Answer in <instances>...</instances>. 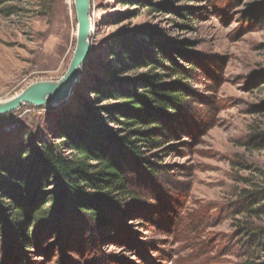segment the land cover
Listing matches in <instances>:
<instances>
[{
  "label": "rangeland",
  "instance_id": "rangeland-1",
  "mask_svg": "<svg viewBox=\"0 0 264 264\" xmlns=\"http://www.w3.org/2000/svg\"><path fill=\"white\" fill-rule=\"evenodd\" d=\"M1 1L4 103L35 83L60 81L78 21L75 0H17L14 10ZM90 2V57L70 98L0 116V154L37 147L63 109L98 103L92 89L100 81L139 88L150 70L106 73L128 40L152 37L194 68L188 100L162 121L161 147L146 150L157 172L130 173L134 197L107 208L109 224L63 218L59 229H34L42 236L29 247L2 242L0 264L264 263V0Z\"/></svg>",
  "mask_w": 264,
  "mask_h": 264
},
{
  "label": "trees",
  "instance_id": "trees-1",
  "mask_svg": "<svg viewBox=\"0 0 264 264\" xmlns=\"http://www.w3.org/2000/svg\"><path fill=\"white\" fill-rule=\"evenodd\" d=\"M16 1L1 2L14 10ZM112 58L118 68L106 70L110 77L142 69L152 74L139 88L127 82L111 88L100 81L92 89L98 103L81 101L63 109L56 126L43 139L36 138L37 147L21 144L0 154V244L7 240L29 247L42 236L34 229H59L63 218L84 216L107 225L112 220L107 208L134 197L130 173L157 172L146 150L161 147L162 121L173 118L188 100L194 68L183 67L152 37L137 44L128 40ZM105 101L116 103L102 106ZM257 230L264 233V228ZM261 244L264 248V240Z\"/></svg>",
  "mask_w": 264,
  "mask_h": 264
},
{
  "label": "water",
  "instance_id": "water-1",
  "mask_svg": "<svg viewBox=\"0 0 264 264\" xmlns=\"http://www.w3.org/2000/svg\"><path fill=\"white\" fill-rule=\"evenodd\" d=\"M75 9L78 21L77 47L66 74L58 83H35L7 102L0 103V116L7 115L24 105L41 107L51 103L61 104L70 98L91 52L89 40L92 30L90 0H75Z\"/></svg>",
  "mask_w": 264,
  "mask_h": 264
},
{
  "label": "bare ground",
  "instance_id": "bare-ground-1",
  "mask_svg": "<svg viewBox=\"0 0 264 264\" xmlns=\"http://www.w3.org/2000/svg\"><path fill=\"white\" fill-rule=\"evenodd\" d=\"M93 32V29L91 30V33Z\"/></svg>",
  "mask_w": 264,
  "mask_h": 264
}]
</instances>
